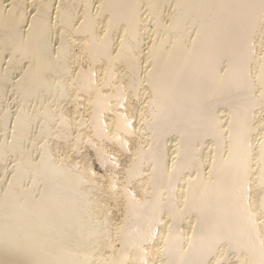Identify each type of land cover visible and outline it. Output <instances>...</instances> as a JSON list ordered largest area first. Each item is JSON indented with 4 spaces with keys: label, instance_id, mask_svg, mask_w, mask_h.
<instances>
[{
    "label": "bare ground",
    "instance_id": "6f19581e",
    "mask_svg": "<svg viewBox=\"0 0 264 264\" xmlns=\"http://www.w3.org/2000/svg\"><path fill=\"white\" fill-rule=\"evenodd\" d=\"M263 77L264 0H0V264L71 196L91 264H264Z\"/></svg>",
    "mask_w": 264,
    "mask_h": 264
},
{
    "label": "rangeland",
    "instance_id": "374dc122",
    "mask_svg": "<svg viewBox=\"0 0 264 264\" xmlns=\"http://www.w3.org/2000/svg\"><path fill=\"white\" fill-rule=\"evenodd\" d=\"M73 51H76V49H73ZM81 65H83V63H81ZM264 80V77H263ZM135 101V100H134ZM261 116L264 117V113L261 114ZM135 114L133 115L134 121H135ZM112 150L111 147H108L107 150ZM63 155V153H60ZM89 154H91V151L89 150ZM61 155V156H62ZM73 157L75 155H72ZM129 154L128 152H123L121 155V160L122 163L126 162V158H128ZM123 157V158H122ZM124 161V162H123ZM92 168L93 171L97 174V176L100 178H104V176H106V171L104 168L100 167L98 165V163L94 160L92 161ZM90 188V189H89ZM89 189V193L90 195L92 194V187L88 186ZM264 189V187H263ZM89 195L86 196V199L88 198ZM263 200H264V194H263ZM82 199L77 197V196H71L69 199L66 200L67 202V207L68 209H66L65 207L60 209L57 213H62V212H66V214L63 216H56L58 219V224L62 225V228L60 227H56V226H49L48 227V231H49V235H46L45 238H41V239H34L31 237L32 233L30 232V234L26 237L20 238L15 240L9 247L10 251H12V254H15L16 252H27V250L31 247H33L34 245L38 244V241H42L39 244H57L59 246H62V250L60 252L54 253L51 252L47 255V257L50 259L48 261H44L43 264H73V260L71 259V255L77 251V252H84L83 256L85 258V261L82 263L85 264H91L93 261V257L94 255H96V253H93L94 255H90V258H88L85 253H86V249L85 246L89 243L92 244V248L90 249V251L92 250L93 252H96V247L95 245H93V243L91 242H96L97 241H101V239L103 240V237L106 238L107 235H109V227L107 224V218H105V222H106V227L101 226L100 224H98L97 228L94 227L92 229H90L92 227V225L90 224V221L87 217V213L85 212V208L86 205L82 204ZM111 204V206H110ZM108 205V207H107ZM105 206V211L108 213H111V211H113V206H112V202L110 201L109 204H107ZM70 206H73L72 209H70ZM111 208V209H109ZM78 210V211H77ZM122 216V210L121 208H119L118 210H116L113 213V217H112V222L114 224H118L121 220ZM66 217H71L72 219L76 218L78 220H80L83 224L76 228V226L73 223L68 222V218ZM104 228L102 230V228ZM86 228L88 230L87 232H83L82 230ZM90 229V230H89ZM96 229V231H95ZM108 229V230H107ZM107 231V234L105 233ZM105 233V234H104ZM101 235V236H100ZM102 237V238H100ZM96 238L98 240H96ZM94 242V243H95ZM95 243V244H96ZM18 244H20L22 247V250L17 246ZM71 244V245H70ZM90 246V245H89ZM95 248V249H93ZM8 252V251H7ZM92 257V258H91ZM91 262V263H90Z\"/></svg>",
    "mask_w": 264,
    "mask_h": 264
}]
</instances>
